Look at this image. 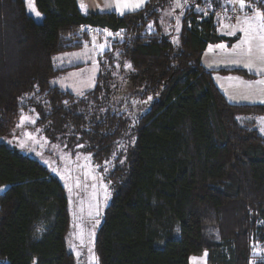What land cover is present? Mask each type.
I'll return each mask as SVG.
<instances>
[{
	"label": "trees",
	"instance_id": "1",
	"mask_svg": "<svg viewBox=\"0 0 264 264\" xmlns=\"http://www.w3.org/2000/svg\"><path fill=\"white\" fill-rule=\"evenodd\" d=\"M248 1L264 11L261 0ZM178 2L174 40L160 18ZM201 2L148 0L119 15L78 0H0V264H75L64 185L5 142L25 116L49 144L88 154L98 166L128 142L119 153L125 159L116 157L106 174L113 194L97 234L100 264H190L204 252L212 264H250L253 240L264 247V137L239 121L264 115V103L230 102L203 65L210 44L239 35L220 34L219 3L206 15L195 9ZM87 27L126 34L77 94L55 80L84 64L61 67L55 59L87 46ZM134 101L146 109L135 114Z\"/></svg>",
	"mask_w": 264,
	"mask_h": 264
},
{
	"label": "rangeland",
	"instance_id": "2",
	"mask_svg": "<svg viewBox=\"0 0 264 264\" xmlns=\"http://www.w3.org/2000/svg\"><path fill=\"white\" fill-rule=\"evenodd\" d=\"M217 2L220 7L216 6V9L220 11H218L219 13H222L220 19L234 23L238 19L236 16L233 18V13L238 11L235 0H223V4L221 0H202L200 4L195 5V9L199 12L203 11L207 15L213 9L212 5ZM182 7L183 4L180 2L175 3L174 7L165 10L160 18L161 23L164 25L163 32L171 34L174 40L178 39L177 34L180 32L181 15L178 9ZM217 10L213 9V11ZM182 12L183 10L180 11V13ZM148 29L149 31L155 29L152 22ZM125 34L126 31L114 32L106 28H95L92 31V39L87 44L85 52L74 51L56 56V60L63 61L64 66L74 64L72 55L76 56V60L79 61L85 59L91 61L87 70H75L77 72L73 74L68 73L65 76H60L55 80V83L70 90L72 88L77 94H82L94 82L99 69V57L106 51H111L114 47V41L123 40ZM83 78L86 79L85 83L82 82ZM72 79L75 81L70 82ZM134 103L135 114L146 109L145 102L134 101ZM23 119L21 126L10 137L5 138V142L16 147L22 153L39 160L61 180L69 200L70 223L66 235L67 248L73 256L75 264H97L95 258H98V264H100L96 250L97 234L113 194L106 174L111 172L115 165V158L120 157L119 153H127L128 142L118 144L117 153L103 166H98L88 154L76 153L73 155L71 152L65 151L60 145L49 144L40 129L35 128V130H32L28 128L29 123H31V126L33 123L31 116H25ZM239 121L241 124H248L257 128L258 132L264 137V115H243L239 117ZM123 154L119 158L120 161L125 159ZM2 190H5V188H0V192ZM212 230L214 228L210 227V231ZM251 246L250 264H255L256 261L264 258V247L256 240H253ZM205 253L208 255V252L201 255H205Z\"/></svg>",
	"mask_w": 264,
	"mask_h": 264
},
{
	"label": "crops",
	"instance_id": "3",
	"mask_svg": "<svg viewBox=\"0 0 264 264\" xmlns=\"http://www.w3.org/2000/svg\"><path fill=\"white\" fill-rule=\"evenodd\" d=\"M79 3L85 4L89 7L92 12H115L119 15H123L128 12L137 11V3L138 0H78ZM148 0H144L143 5L139 8H143ZM246 4L248 7L244 9H240L239 4L237 3L238 11L236 13V18L238 19L234 21V23L226 22L220 19L218 16V31L222 35H226L227 37H233L235 35H229V28H234L236 30V34L239 35V39L234 43H229L226 41H222L215 44H210L205 51L202 57V63L205 67L215 70L213 72V77L216 85L219 89L225 94L227 99L232 103L237 104H251V103H264V85L256 84V81L264 80V75H260L256 71H249L248 68L243 66V61L240 65L233 64L231 61L236 57L232 55L233 49H235L241 40L244 39L243 32L239 31L240 20L243 19L244 15L247 14L249 16L254 15L256 10L252 9L249 11V7L251 8V4L248 0H246ZM88 28V27H87ZM108 29V28H106ZM219 44L226 45L225 49L217 48L216 46ZM86 46L82 49L76 51H86ZM74 52V51H70ZM69 53V52H66ZM62 53V54H66ZM81 55V54H79ZM56 60V59H55ZM72 60L74 64H70L69 66H75L77 64H84L82 68L74 69L70 71V74H73L77 71H86L91 61L76 60V56L72 55ZM90 60V59H89ZM56 66H64L63 61L56 60ZM67 67V66H65ZM245 69L248 72L256 75L255 78H247L241 74L237 73H224L219 72V69ZM77 70V71H75ZM75 81L72 79L70 82ZM82 82L85 83L86 80L82 79ZM64 87V86H61ZM73 87V86H72ZM72 90V88H71ZM196 258L195 260L193 258ZM190 264H212L208 260V255H193L190 258Z\"/></svg>",
	"mask_w": 264,
	"mask_h": 264
},
{
	"label": "snow or ice",
	"instance_id": "4",
	"mask_svg": "<svg viewBox=\"0 0 264 264\" xmlns=\"http://www.w3.org/2000/svg\"><path fill=\"white\" fill-rule=\"evenodd\" d=\"M26 2L31 4L32 0H26ZM143 3L144 0H138L136 10H139ZM235 3L239 4L240 9L248 7L246 0H235ZM260 8H264V0H261ZM30 10L34 11L35 9L33 7ZM249 11H252L250 7ZM37 15L39 14L37 13ZM239 31L243 32L244 39L233 49L232 55L236 58L231 62L240 65L243 61H246L243 63V66L248 68L249 71L254 70L260 75H264V11L256 10L254 15L251 16L245 14L243 19L240 20ZM228 34L236 35V30L229 28ZM216 47L225 49L226 45L219 44ZM255 83L264 85V80H259ZM205 255L207 254L205 253ZM95 259L98 264V258ZM193 259L195 260L196 258L194 257Z\"/></svg>",
	"mask_w": 264,
	"mask_h": 264
},
{
	"label": "built area",
	"instance_id": "5",
	"mask_svg": "<svg viewBox=\"0 0 264 264\" xmlns=\"http://www.w3.org/2000/svg\"><path fill=\"white\" fill-rule=\"evenodd\" d=\"M236 16V13H233V18ZM89 28V30H90V32H92L95 28H93V27H88Z\"/></svg>",
	"mask_w": 264,
	"mask_h": 264
}]
</instances>
